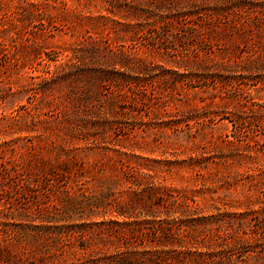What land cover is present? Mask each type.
Returning <instances> with one entry per match:
<instances>
[{
  "label": "rangeland",
  "instance_id": "rangeland-1",
  "mask_svg": "<svg viewBox=\"0 0 264 264\" xmlns=\"http://www.w3.org/2000/svg\"><path fill=\"white\" fill-rule=\"evenodd\" d=\"M0 156L10 261L264 264V0H0Z\"/></svg>",
  "mask_w": 264,
  "mask_h": 264
},
{
  "label": "trees",
  "instance_id": "trees-1",
  "mask_svg": "<svg viewBox=\"0 0 264 264\" xmlns=\"http://www.w3.org/2000/svg\"><path fill=\"white\" fill-rule=\"evenodd\" d=\"M5 150V149H4ZM10 151H13V148L10 149ZM7 162L4 161L2 159V157L0 156V179H4V178H8V177H13L14 175L18 174V169H16L15 165H7ZM45 163H42V166H45ZM61 166H59L62 169L61 174L56 173L55 170H52L50 168H44L43 173L44 176L41 180V182L39 183L40 186L42 188H46L47 182L50 180L52 182H60L64 180V177L62 176V174H65L66 172V165L65 164H60ZM9 180V179H8ZM28 181V180H27ZM37 183L38 181L35 180ZM51 186H55L54 184ZM55 189H59L58 187H55ZM28 190V189H27ZM30 191V190H28ZM64 194L66 197L68 198H74L73 194L68 192V190L64 191ZM7 216V208H1L0 209V220L5 218ZM39 227V226H38ZM37 228V227H35ZM27 226H23V228H21L20 230H14L13 231V236H12V241H14V243H9V244H0V262H4L5 264H22V262L18 259H13L10 261V259H8L7 257H5V254H8V246L9 245H18L20 244L21 241L25 240L26 238H37L39 236L40 231H36L34 233V235H32L31 233H28V231H26ZM39 230H43L45 231V228L43 227H39Z\"/></svg>",
  "mask_w": 264,
  "mask_h": 264
}]
</instances>
